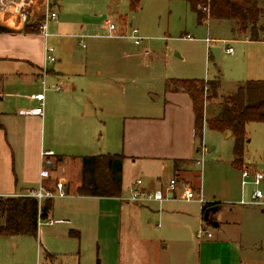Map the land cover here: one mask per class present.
<instances>
[{"label":"crops","instance_id":"obj_1","mask_svg":"<svg viewBox=\"0 0 264 264\" xmlns=\"http://www.w3.org/2000/svg\"><path fill=\"white\" fill-rule=\"evenodd\" d=\"M43 9L42 4L34 7L37 22L29 25L34 26L29 32L11 13L0 15V28L6 30L0 32V196L26 195L41 186L55 192L60 178L66 196L53 199L52 211L45 221L48 223L38 228L37 238L0 236V264H5L9 242L16 238L20 250L29 256L37 252L39 257L42 246L45 254L70 261L74 257L78 264H97L98 260L108 264L102 253L105 248L111 249L112 239L117 244L116 264H122V256L126 264H162L164 258H169L168 264H202L204 252H209L211 264H264V207L243 206L239 204L241 200L229 203L234 201L230 195L235 191L239 199L246 201L253 193L241 195L234 186L211 196L212 227L207 225L202 205L181 198L184 190L180 193L179 187L190 185L196 175V153L200 149L191 98L183 91L170 89L163 108L146 109L129 99L123 101L120 91L114 88L107 94L111 102H105L101 88L105 80L91 74L84 59L79 62H84L83 70L77 69L75 58L67 54L65 47L56 50L64 53V58L54 53L57 61L47 62L49 38L72 36L58 34L65 30L58 19L49 23L45 38L39 25ZM52 25L56 26L50 33ZM127 35L119 26L116 35L109 37L121 39ZM231 40L223 41H240ZM244 42L252 44V48L264 46V42L248 38ZM263 62L264 56L247 57L246 62H239V68L247 69L250 76L253 64L257 67ZM255 71L251 79L259 78L264 66ZM73 74L76 79L69 78ZM222 77L218 69L214 78L205 80L219 79L223 84ZM74 80L81 81L80 88L75 87ZM57 86L63 90L57 91ZM49 92L56 93V97L51 96L54 102L47 106ZM38 94L45 96L44 115H23L22 111L40 106L34 98ZM99 94V99L93 96ZM223 97L220 91L219 99L208 109L209 118L217 116ZM98 125L109 132V142L101 146L103 152H96L100 151L96 150L100 144L96 139ZM220 134L232 138L231 133ZM46 152L54 154L47 157L52 162L51 178L42 179ZM102 154L124 156L121 198L83 197L76 192L82 182L83 158ZM173 178L179 182L177 188L161 203L126 201L138 180L143 182L144 190L157 191ZM249 185L257 190L254 184ZM249 185L241 187L244 190ZM188 203L201 207L196 212L185 205ZM201 229L211 235L207 234L203 242L195 237ZM194 239L200 248L198 257L193 256ZM159 250L169 256L159 257Z\"/></svg>","mask_w":264,"mask_h":264},{"label":"rangeland","instance_id":"obj_2","mask_svg":"<svg viewBox=\"0 0 264 264\" xmlns=\"http://www.w3.org/2000/svg\"><path fill=\"white\" fill-rule=\"evenodd\" d=\"M259 2L264 9V0ZM52 4L53 9L58 13V22L65 25V30H60L58 34L72 37H51L49 38L50 47L55 49V55L63 56L62 58L64 53L58 52L66 47L67 54L75 58L79 70H83L84 62H79L81 58L84 59L87 62L86 69L88 68L99 80H105L101 82V88L104 89L102 99L106 96L105 102H111L107 94L115 88L120 91L123 101L129 99L146 109L163 108L165 96L170 91L171 80L212 79L218 69L223 74L220 91L224 96L234 93L237 86L247 80H264V73H260L259 78L251 79L250 77L255 74L258 67L264 66V62L257 67L253 64L254 69L250 70L252 74L250 76L247 69L239 68V62H246L247 57L250 59L263 57L264 46L258 45L252 48V44H245L244 41H247V38L250 40L249 36H241L237 33L231 21L210 20L200 25L197 14L192 11L187 0H142L136 12L130 9L129 0H53ZM106 21L115 23L117 28L123 27L128 34L126 38L109 37L110 32L105 26ZM261 25L264 27V19ZM55 26L50 27V33ZM133 29H138L144 39L140 46L129 39ZM232 38L240 41L230 43L223 41ZM207 39L210 41L207 42ZM229 47L234 50V53L230 55L226 52ZM250 49L254 51L250 52ZM69 78L76 79L74 74ZM80 82V80L75 81L76 88H80ZM47 95V106H49V103L54 102L50 97H56V93L49 92ZM93 96L100 98V94ZM154 98L159 99L157 101ZM97 128L96 139L100 144L96 145V150L100 151L96 152H103L104 149L101 146L109 142L107 138L109 132L108 128L104 129L100 125ZM246 130L244 165L264 173V124L250 123ZM225 137L204 126L203 139L209 153L205 155L204 163L195 167L196 175L190 180V185H186L197 193L200 188L207 203H210L211 196L224 192L226 187L233 189L237 186L241 195L244 193L251 195L255 192L250 183L246 189H242L241 171L235 169L232 164L233 139ZM200 157L201 154L197 152L196 163ZM179 189L180 193L184 190L182 186ZM260 190L264 193V185L260 187ZM238 195V191L231 194L230 197L234 201L229 203L243 199V197L239 199ZM199 204L185 205L197 212L201 207ZM207 223L208 226L212 225V214ZM210 229L212 231V228ZM204 232L200 239L195 235L197 241L203 242L207 239L206 235L210 232L206 230ZM111 233L113 234V230ZM108 237L109 233L106 232V239ZM14 240L9 242L8 254L3 260L5 264H78V259L74 257L71 261L67 258L63 259L62 256L59 258L54 256L51 260L42 246H39L41 250L39 257L37 252L29 256L26 251L23 253L20 250L18 239ZM114 242L115 239H112L109 243L111 249L105 248L102 253L106 255L108 264H116L117 244L115 245ZM192 246L195 257L199 255L200 249L195 239ZM158 253L159 257L169 256V253H161L160 250ZM142 256L147 255L142 254ZM209 257V252H204L201 263L211 264ZM121 262L126 264L123 256ZM168 263L169 258H164L162 264Z\"/></svg>","mask_w":264,"mask_h":264},{"label":"trees","instance_id":"obj_3","mask_svg":"<svg viewBox=\"0 0 264 264\" xmlns=\"http://www.w3.org/2000/svg\"><path fill=\"white\" fill-rule=\"evenodd\" d=\"M198 16L199 24L210 20L231 21L237 33L249 36L251 42H264V9L259 0H187ZM142 0H129L136 12ZM27 26L25 31H31ZM36 28V27H35ZM6 31L0 28V32ZM170 89L185 92L192 100L195 115V136L199 146L203 141L204 126L213 132L231 133L234 139L233 166L245 169L247 125L264 124V80L240 83L234 93L223 97L217 116L209 118L208 109L219 99L222 83L216 80L170 81ZM123 155L102 154L86 156L82 160V182L77 194L83 197L121 198L123 184ZM177 164V163H175ZM200 192V191H199ZM213 203L204 206L205 213ZM53 200L41 204L31 197H9L0 200V236L37 238L39 221H47ZM48 258L53 255L48 254ZM97 264H101L100 260Z\"/></svg>","mask_w":264,"mask_h":264},{"label":"built area","instance_id":"obj_4","mask_svg":"<svg viewBox=\"0 0 264 264\" xmlns=\"http://www.w3.org/2000/svg\"><path fill=\"white\" fill-rule=\"evenodd\" d=\"M53 0H0V15H4L7 13H11V16L17 17L22 24V26L27 27L33 23L37 22L36 16H34L33 11L34 7L37 5H43V14L39 21L40 32L46 38L48 37V26L52 21L58 20V13L52 7ZM110 36L116 35V31L118 30L117 25L115 23H111L108 21L106 23ZM129 39L133 40L134 44L140 46L144 39L140 35V31L138 29H133L129 34ZM192 39V38H189ZM210 39H207L209 42ZM84 46V45H83ZM228 54H232L234 50L229 48L226 50ZM46 58L48 63H55L57 61L54 56L55 49L53 47L47 46L45 49ZM148 54V52H146ZM57 91H62V87L57 86ZM35 100L39 102V107L34 108L27 111H22L23 115H34V116H43L44 115V107H45V96L44 94H38L35 97ZM204 141V139H203ZM202 141L200 145L201 154L200 160L197 161V165L203 164L205 155L208 153L209 149L206 144ZM54 154L52 152L43 153L44 157V168L41 172L42 179L51 178V165L52 162L47 159V157H52ZM242 185L246 186L248 183H252L257 187V190L253 193L251 200H241L239 202L240 205L243 206H262L264 207V193L260 190L261 185L264 183V173L252 170L250 168H245L242 173ZM178 180L176 178L170 179L164 189H159L157 191H149L144 190L142 188L143 182L141 180L136 181V184L133 187L132 193L130 197L126 199L127 202L132 204H143L151 201L154 202H163L168 199V195L171 194L178 185ZM66 196L65 184L64 181L60 178L56 184V191L46 190L45 187L41 186L36 190L31 191L26 195H15L13 197H31L36 199L40 204L47 199H56V198H64ZM9 197L0 196V200L6 199ZM185 201H194L200 203L203 207L207 205V202L204 200L201 192H196L192 188L185 186L184 192L181 197ZM48 222L39 221L38 226L41 227L43 224ZM205 234L204 230L201 229L197 237L200 239ZM208 237L211 235L208 234Z\"/></svg>","mask_w":264,"mask_h":264},{"label":"water","instance_id":"obj_5","mask_svg":"<svg viewBox=\"0 0 264 264\" xmlns=\"http://www.w3.org/2000/svg\"><path fill=\"white\" fill-rule=\"evenodd\" d=\"M209 215H210V210H207L206 212H205V220L206 221H208V219H209Z\"/></svg>","mask_w":264,"mask_h":264}]
</instances>
